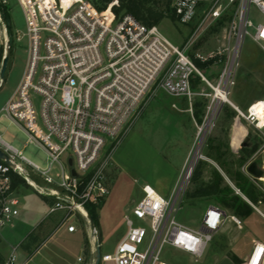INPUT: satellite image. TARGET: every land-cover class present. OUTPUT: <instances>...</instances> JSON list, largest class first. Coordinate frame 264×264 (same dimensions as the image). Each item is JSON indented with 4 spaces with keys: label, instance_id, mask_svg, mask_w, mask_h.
<instances>
[{
    "label": "built area",
    "instance_id": "1",
    "mask_svg": "<svg viewBox=\"0 0 264 264\" xmlns=\"http://www.w3.org/2000/svg\"><path fill=\"white\" fill-rule=\"evenodd\" d=\"M17 1L26 31L16 30V38L27 40V61L16 90L1 111L26 133V145L32 143L44 150L47 163L40 166L0 138V151L15 164L12 167L0 157V228L12 225L19 214L12 187L14 173L39 194L53 199L49 213L64 211L61 225L69 232L77 230L75 213L83 217L94 264L101 244L96 226H91L88 205L99 204L109 194L113 153L140 116L153 87L188 100L190 106L197 94L209 97L207 110L211 114L198 126L200 134L206 133L216 109L224 104L255 127H264L252 114V105L244 113L230 100L245 37L248 35L264 52V22H254L250 14L255 7L264 16V0H170L176 22L192 27L181 45L172 42L157 24L146 25L127 13L116 16L110 8L99 10L89 0H73L67 8L61 0H51L48 5L46 0ZM223 19L228 25L221 45L211 52L196 50L200 37ZM197 60L212 62L207 68L221 64L220 73L210 80ZM196 80L206 83L212 92L197 93L193 89ZM69 158L77 177L71 174ZM17 159L43 184H31L28 171ZM195 164L193 157L169 198L150 184L142 186L143 196L124 214V236L112 252L100 253V261L166 264L162 260L166 246L195 257L205 253L222 226L225 211L210 205L197 227L184 225L173 216ZM76 260L75 264H83L85 257ZM15 261L14 248L6 264ZM244 264H264V243H254Z\"/></svg>",
    "mask_w": 264,
    "mask_h": 264
},
{
    "label": "rangeland",
    "instance_id": "2",
    "mask_svg": "<svg viewBox=\"0 0 264 264\" xmlns=\"http://www.w3.org/2000/svg\"><path fill=\"white\" fill-rule=\"evenodd\" d=\"M50 1L46 0L47 5ZM157 1L159 5L165 7V0ZM0 3L5 5L10 13L12 28L10 35L0 10L1 62L6 43L9 46V61L0 87V138L31 161L45 166L47 155L44 150L32 143L26 145L28 139L26 133L1 111V108L16 90L23 75L27 61V40L25 38L17 40L16 38V30L26 31L25 16L18 1L6 0L3 2L0 0ZM104 14L108 17L111 16L107 11ZM250 14L254 22H264V16L255 7L251 8ZM157 25L172 42L178 45L185 43L192 32V27L176 22L169 16L164 17ZM227 25L228 21L225 19L213 25L200 37L195 47L196 50L214 51L223 42ZM2 30L6 31V38H4ZM251 31L252 29H250ZM192 53L193 51L190 52V54ZM221 68V64L212 65L210 68H204V74L213 80L212 76L217 77ZM193 89L197 93L212 92L211 88L200 80L194 81ZM263 94L264 52L247 35L243 41L240 67L230 99L240 100V96L242 101H239L238 105L245 109L246 100L250 102L263 97ZM34 101L39 109L37 96L34 97ZM210 103L209 97L201 94L194 97L192 106H190L188 100L168 95L156 87H153L149 92L146 105L140 116L113 153V162L108 171L109 194L95 205L97 221L94 223L101 244V254L112 252L124 236L126 231L124 214L130 212L143 196L142 186L150 184L163 197L169 198L172 191L182 181L184 170L193 157H196V164L201 161L204 167V173L199 183L206 184L212 181L214 179L212 169L216 168L223 176L222 186L225 187V183H227L232 187L235 193L251 205L253 213L244 220L234 216L240 221V224L234 221L233 216L226 213L222 226L215 233L202 257L191 256L190 260L189 255L191 254L186 253L187 257L181 259L179 250L166 246L162 253V260H166L170 264H199L204 261L206 264H210V260L216 254L219 259L224 255L233 258L231 264H243V261H240L233 252L240 259H245L252 249L254 240L264 242V219L259 213V211L264 213V198L257 202L250 201L235 187L216 159V157H220L231 165L233 171H236L237 163L241 158H244L245 164L241 168L242 171L264 193V182L247 172V166L251 161H256L264 169V129L256 128L255 125L238 115L231 105L224 104L221 109L219 107L220 110L216 109L214 119L206 133L200 134L198 126L205 123L206 116L211 114V111L207 110ZM198 111L200 112L199 116H197ZM198 117H201L202 120L199 121ZM245 142L247 144H244ZM254 145H256L255 150L250 155L243 157L244 147L251 148ZM17 161L28 171V176L32 181L42 185V180L26 163L19 159ZM17 182L15 187L19 186L18 192H16V196L20 199L17 206L19 214L14 217L12 225L8 224L0 228V257L3 259L0 264L7 263L14 248L16 264H48L47 261L53 253L60 257L76 258L83 242L81 232L76 234L78 242H69L62 234L47 238L50 232L49 227L58 223L64 211L56 210L48 213L52 205L51 200L46 203V200L34 188L28 186L25 179L24 181L18 179ZM15 187L13 189H16ZM197 189L198 186L190 178L185 195L181 202H177L173 213L176 221L190 227L199 226L210 205L221 207L213 195H194ZM187 193L192 194L188 197ZM73 219L77 226L78 224L85 226L89 232L87 222L79 213H75ZM32 235H36L37 240L35 239L30 244V249L27 251L22 243ZM34 243L35 245H33ZM87 243L85 252L89 253L90 243L89 241ZM99 264L114 263L100 261Z\"/></svg>",
    "mask_w": 264,
    "mask_h": 264
},
{
    "label": "trees",
    "instance_id": "3",
    "mask_svg": "<svg viewBox=\"0 0 264 264\" xmlns=\"http://www.w3.org/2000/svg\"><path fill=\"white\" fill-rule=\"evenodd\" d=\"M92 2L99 10H106L110 8L114 15L119 16L120 14H131L140 22L146 25L158 24L164 17H171L176 20V17L173 13V9L170 5V0H165V7L159 5L157 0H89ZM110 6V7H108ZM1 14L7 24V29L9 34H12V28L10 25V13L6 9L5 5L0 3ZM1 62V55H0ZM198 66L201 68H207L212 62H201L196 61ZM199 111L197 116H199ZM198 120L201 121L202 118L198 117ZM256 145L253 147H244L243 157L250 155L255 149ZM218 160L219 166L226 173V175L234 183L235 187L239 189L250 201L257 202L264 198V193L260 191L254 181L250 179L243 171L242 167L245 164V159L237 163V170L233 171L230 164L226 163L220 157H216ZM214 179L212 181L205 183H199V180L202 178L204 173L203 163L199 161L192 173L191 181L198 186L197 192L194 194L196 196L201 194H210L213 195L215 200L221 205L222 208L231 211L232 215L239 217L241 219H246L249 217L253 209L251 205L243 199L239 194L235 193V190L230 187L227 183L225 187L222 186L224 182L223 176L220 171L213 167L212 169ZM12 176V187H15L17 180L20 179L24 181L17 174L11 173ZM192 193H187V196H191ZM88 210L92 215L94 221H97V214L95 211V205H88ZM3 262V259L0 257V263Z\"/></svg>",
    "mask_w": 264,
    "mask_h": 264
},
{
    "label": "crops",
    "instance_id": "4",
    "mask_svg": "<svg viewBox=\"0 0 264 264\" xmlns=\"http://www.w3.org/2000/svg\"><path fill=\"white\" fill-rule=\"evenodd\" d=\"M73 0H61V3H62V6H69L70 5V3L72 2ZM212 78H214V76H212ZM264 98V94H263V97H261V98H258V99H255V100H252V101H250V102H248L249 100H246V105H245V109H242L239 105H238V103H239V101H242V99H241V97L239 96V99L240 100H232V99H230L231 101H232V103L236 106V107H238V109L240 110V111H242V112H247V109L253 104V103H255V102H257V101H259V100H261V99H263ZM236 112H237V110H235ZM238 113V112H237ZM239 115V114H238ZM257 128V127H256ZM259 129H264V127H259ZM243 135H241V137H242ZM241 137H240V139H241ZM240 139H239V141H240ZM239 143V142H238ZM237 143V144H238ZM244 144H247L246 142L244 143ZM237 146V145H236ZM246 147H248V146H246ZM40 165V164H39ZM41 166V165H40ZM39 177V176H38ZM40 178V177H39ZM41 179V178H40ZM28 184V186H30V187H32L33 188V186H31L29 183H27ZM43 184V183H42ZM16 189H14L15 191L13 192V195H14V197H16L17 199H18V205H19V203H20V199H19V197L18 196H16V192H18V188H19V186H17V187H15ZM41 195V194H40ZM45 200H46V203L48 202V201H50L51 203H53V199H51V198H48V197H46V196H43V195H41ZM222 208V207H221ZM50 209V208H49ZM223 210H224V208H222ZM225 211V213H229L231 216H233L234 217V215H232V213L231 212H228L229 210H224ZM48 213H49V210H48ZM253 213V212H252ZM259 213L261 214V216H262V218L264 219V213L263 212H261V211H259ZM64 216H65V213H63V215H62V218L58 221V223L57 224H52V226H50L49 227V230H50V232H49V236L47 237V238H52L54 235H57V234H62L63 236H65V238L70 242H78L79 241V239H78V237H76L77 235V232H81V235H82V239H83V242H82V246H81V248H80V250H79V252L76 254V258H70V257H66V256H63V257H60V256H58V255H56L55 253H53V255L51 256V258H49L48 259V264H75L76 263V259H77V257L78 256H81V255H83L84 257H85V261H84V263L83 264H92L91 263V260H90V258H91V254H90V252L89 253H87V252H85V249H86V245L88 244L87 242L89 241V243H90V249H88V250H91V240H90V237H88L89 235H88V232H87V229L85 228V226H81V225H79L78 224V226H77V230L75 231V232H69L68 230H67V226H62L61 225V222H62V220H63V218H64ZM235 218V217H234ZM233 218V219H234ZM236 219V218H235ZM235 221V220H234ZM83 223V222H82ZM240 224V223H239ZM126 232V231H125ZM46 238V239H47ZM35 239L37 240V237H36V235H32L31 237H27L26 239H25V241L22 243V245L25 247V249H27V251L30 249V244H32L34 241H35ZM255 242H262V243H264L263 241H260V240H254V242H253V245H254V243ZM36 243V242H35ZM35 243L33 244V245H35ZM252 248H253V246H252ZM177 250H179V249H177ZM232 250V249H231ZM252 250V249H251ZM180 252H179V255H180V257H181V259H183L185 256L187 257V254L189 253V252H186V251H182V250H179ZM26 252V251H25ZM182 252H184V253H182ZM206 252V251H205ZM233 252V251H232ZM251 252V251H250ZM187 253V254H186ZM217 253V252H216ZM191 254V253H190ZM233 254L240 260V261H243V264L245 263V261H246V259L248 258V256L245 258V259H240L234 252H233ZM250 254V253H249ZM204 255V254H203ZM202 255V256H203ZM191 256H193L192 254L191 255H189V259L191 260L192 259V257ZM201 256V257H202ZM231 257H229V256H227V255H224V257H220V259L217 257V255L215 254V256L213 257V259L212 260H210V264H231L232 263V261L231 260H234L233 258H231ZM166 264H170L169 262H167L166 260H163ZM199 264H206V262L204 261V262H202V263H199Z\"/></svg>",
    "mask_w": 264,
    "mask_h": 264
},
{
    "label": "water",
    "instance_id": "5",
    "mask_svg": "<svg viewBox=\"0 0 264 264\" xmlns=\"http://www.w3.org/2000/svg\"><path fill=\"white\" fill-rule=\"evenodd\" d=\"M8 61H9V46H8V48L5 47L4 56H3V59H2L1 65H0V79H1L0 87H1L2 82H3V77L5 74L6 68H7ZM0 157L5 158V160L11 164L8 157L2 151H0ZM11 165H12V167H15V164L12 163ZM68 165L70 167V171H71L72 176L77 177L78 175L74 170L72 158L68 159ZM247 172L249 174H251L254 178L258 179L259 177H261L263 175L264 169H262L257 164L256 161H251L247 166ZM89 219L91 222V226L94 227L95 223H94V219H93L91 214L89 215ZM99 262H100V250H99V248H97L96 259H95L94 264H99Z\"/></svg>",
    "mask_w": 264,
    "mask_h": 264
},
{
    "label": "bare ground",
    "instance_id": "6",
    "mask_svg": "<svg viewBox=\"0 0 264 264\" xmlns=\"http://www.w3.org/2000/svg\"><path fill=\"white\" fill-rule=\"evenodd\" d=\"M63 8H67V6H63ZM3 31V30H2ZM6 32V31H5ZM4 33V38H6V34ZM8 40V39H7ZM6 47L8 48V44L6 43ZM7 52V51H6ZM252 114L255 115V117L259 120V125L264 126V98L253 103L251 108ZM243 135V134H242ZM198 154V152H197ZM259 180H262L264 182V173L261 177L258 178ZM29 182L31 184H35L31 179H29Z\"/></svg>",
    "mask_w": 264,
    "mask_h": 264
}]
</instances>
